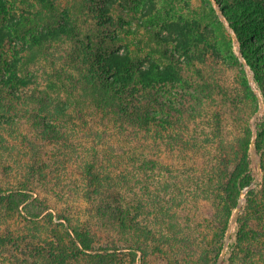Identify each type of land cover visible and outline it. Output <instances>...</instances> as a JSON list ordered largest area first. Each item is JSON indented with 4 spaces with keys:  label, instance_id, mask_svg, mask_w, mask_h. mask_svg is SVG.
<instances>
[{
    "label": "trees",
    "instance_id": "1",
    "mask_svg": "<svg viewBox=\"0 0 264 264\" xmlns=\"http://www.w3.org/2000/svg\"><path fill=\"white\" fill-rule=\"evenodd\" d=\"M215 1L233 19L238 35L248 38L264 31V0ZM207 2L209 17L230 35L213 1ZM203 6L194 0H0V170L13 175L8 186L0 181V207L30 221L44 217L54 224L59 219L55 225L67 228L62 236L58 230L40 235L0 226V264H148L149 250L156 248L147 240L136 241V233L153 240L160 233L157 241L172 250L181 237L177 210L192 198L212 201L219 210L215 247L194 264L217 262L236 208H241L238 248H245L250 260L253 252H264V233L256 228L264 224V179L240 205L253 181L246 153L252 129L243 133L244 152L243 145L242 151L238 148L241 133L233 137L221 127L232 109L221 81L225 72L217 67L223 50ZM249 48L243 46V54L263 81L264 54L256 57L257 46ZM259 48L264 51V45ZM228 53L233 65L241 66L232 47ZM230 102L234 107L242 103ZM81 129L100 162L113 160L123 168L126 160L138 161L164 176L168 148L191 175L176 183L158 180L161 191L151 194V175L131 170L102 179L86 154L77 156L83 183L75 187L86 189L83 195L96 215L90 209L87 221L74 224L69 213L53 211L35 184L48 163L49 143L65 144L70 132L77 136ZM259 129L264 137V121ZM107 182L115 188H105ZM181 190L190 196L177 203ZM129 193H135L136 203H124ZM131 208L158 215L155 227L149 219L145 225L136 222ZM109 211L114 219L102 226L109 229L108 239L99 241L101 228L94 219H108ZM157 248L164 253V247Z\"/></svg>",
    "mask_w": 264,
    "mask_h": 264
},
{
    "label": "rangeland",
    "instance_id": "2",
    "mask_svg": "<svg viewBox=\"0 0 264 264\" xmlns=\"http://www.w3.org/2000/svg\"><path fill=\"white\" fill-rule=\"evenodd\" d=\"M212 1L216 8V12L220 16V20L226 27L228 34H230L228 36L225 35L223 29L216 27H219V25L215 21V18L212 17V15L211 17H209L211 8L209 7L207 0H194V3L200 6L201 4H203V8L209 11L206 14L209 18L208 22L216 27L219 36L218 41L220 43V47H222L223 50L222 54L220 53V59L224 62L220 60V65L218 64L217 67L218 69H220V72H225L223 74L224 77L221 78V81L229 90L227 95L229 101L227 102V105H230L228 109H232V113L228 115L226 114L221 127L232 133L233 137L237 133H241L238 148L240 149V151H242V148L244 146V152L246 150L245 144L243 143L245 136L243 133L245 132V128L247 129L250 126L253 134L249 148L248 150H246V153L249 154V158L251 159L250 167L253 175V181L250 183V185L246 186L244 191L242 192L240 202V205H242L246 201L247 192L254 187L260 188V183L264 179V169L262 167V165H264V137L259 136V134L262 133V130L260 131L259 129V124L264 121V74L261 73V79L263 77V81H260V79L257 77L256 69L254 68L250 60L243 54L242 47L244 46L245 48H247L251 46V48L249 49H255V47L257 46V49L255 50L256 57H258L260 53L264 54V51L261 52V48H259L264 45V31L260 34V36L251 34L250 36H248V38L238 35L235 28L236 26L232 23L233 19L226 15L222 8V5L219 2H216L215 0ZM230 39L232 43L229 42ZM247 39H252L251 41L255 42L256 45L249 43ZM229 47H232L239 56L241 64V66H239L240 69L237 65L236 67L233 65L232 59L230 58L228 53ZM222 65L229 66L226 67ZM241 68L246 72L250 89L245 86V78L244 81L243 79L241 80V76H243ZM251 94H253L254 97L251 96ZM230 98L231 100H238L242 103L238 105L235 104L237 107H234V104L230 102ZM255 103L256 110L252 112L253 104ZM70 133L72 134L71 140L67 141L65 144L59 142V145L56 146V144H52V142L49 143V147H47L49 151V159L47 161L48 163L46 164V166H41L44 173L42 175H37L38 182H36L35 186L37 187V193H40L49 201L54 212L63 211L69 213L73 217L74 224L83 220L87 221L90 217V209H93V212L96 215V208L94 207V204H92L83 195L86 189L84 190V188H82L83 190L80 191L75 187V185H80L79 183L81 182L83 183L82 174L78 169V163L80 161H78L77 156L79 158H82L83 156H85L84 154H86L87 160L89 158V161H93V164L96 165L94 167L95 171L98 176L102 177V179H106V177H108L109 175L120 177V173L124 174L131 170L138 171V174L142 177L148 178L147 175H151V184L149 186V191L150 189L153 190L150 191L151 194L155 193L157 190L159 192L161 191L158 180L163 181V179H167L168 183H176L177 180L181 178L187 179L188 176L191 175L190 171L187 170L188 168L186 169L182 165L183 160H179L177 155L168 150V148L167 152H165L164 154L166 156L164 165L169 166V169L166 170L164 167L163 176V174H160L159 169L156 171L150 168L151 165L146 168L148 170H145L144 165H141V163H139L138 161L127 162L126 160V163L128 165H125V167L123 168L116 167L113 160H110L108 162H100L97 159L101 158L99 156L93 155V147L89 146V140L85 138V129H81L78 133L79 135L77 136H74L73 131ZM258 141L261 145V148L257 147ZM60 145H62V147H60ZM90 157L92 160H90ZM96 157L97 159H94ZM199 161H201V159H199ZM188 162L191 163V161H187V163ZM106 165H111V169H118H115V171L106 170ZM12 179V173L9 172V174H6L1 172L0 170V181L4 185H10L12 183ZM114 180L115 182L120 181L118 179ZM105 186V188L114 187V185L108 182L107 184H105ZM102 189L103 187L99 191L102 192ZM107 191L108 190L106 189L103 191L105 194V198L107 196ZM134 194L135 193H129L127 195H124V198H126L124 203L127 204L128 201L136 203L137 200L135 199ZM164 194L167 195L166 200L168 201V199L170 198L169 191L164 192ZM177 195V203H179L180 199H184L190 196V193L186 190H181V193L177 191ZM96 205L98 207H104V204L100 202H98ZM131 209L135 216L134 218L136 222L143 223L145 225V219H149V221L151 220L149 226L155 227L156 223L153 222H155L156 220L154 217H159L158 215H153L152 212L145 213L134 208ZM4 211L5 209L0 207V226L3 228L9 226L21 232H36L40 235H44L46 232L51 230H58V233L63 236V234H65V232L67 231V228L65 226L57 227L55 225V222L59 219H55L54 224L44 217L39 218L35 221H30L26 220L21 214ZM177 211L179 214V219L177 220L179 226V234L181 237H178L177 240L173 241L172 250L169 249V246L166 247V244L163 245L161 241H157L159 237H162V234L160 233L157 234V239L154 240L149 236V238H145L142 231L136 233V241L147 240L148 243L153 245V248H156V250H152V248L150 247V254L147 258L148 264H194V261L201 257L202 253H205V250L210 252L215 247V230H217V228L215 227L216 213L217 211H219L215 203L205 199L192 198L188 206H181V208H179ZM240 211L241 208H236L228 222L227 230L224 235V242L222 243V251L219 259L215 264H264V252H253L249 256L251 258L250 260L242 252L245 248L239 249L237 246L239 237L238 214L240 213ZM107 216L108 219L103 217L98 218V221L97 218L94 219V221L96 220L98 226L101 228V234H98L99 236H97L99 241H106L108 239L104 235H106L107 231L109 232V229L107 230L102 226L107 222L110 223V221H113L114 215L109 211L107 213ZM172 222H175V219H172ZM256 228L259 230L262 229L261 231L264 233V224L262 225V227L258 225ZM54 241H56V239H54ZM157 246L161 248L164 247V253L158 252ZM186 257L190 262L186 260ZM139 258V261L141 262V252L139 253ZM253 258L255 259L256 263H254Z\"/></svg>",
    "mask_w": 264,
    "mask_h": 264
}]
</instances>
